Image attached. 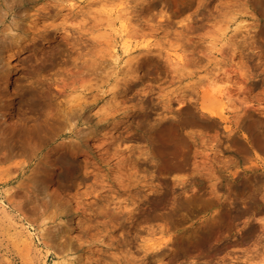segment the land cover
<instances>
[{
    "label": "rangeland",
    "instance_id": "obj_1",
    "mask_svg": "<svg viewBox=\"0 0 264 264\" xmlns=\"http://www.w3.org/2000/svg\"><path fill=\"white\" fill-rule=\"evenodd\" d=\"M0 25V264H264L247 129L264 141V0H0ZM185 108L202 125L174 171L147 135ZM58 148L73 180L55 178Z\"/></svg>",
    "mask_w": 264,
    "mask_h": 264
},
{
    "label": "bare ground",
    "instance_id": "obj_2",
    "mask_svg": "<svg viewBox=\"0 0 264 264\" xmlns=\"http://www.w3.org/2000/svg\"><path fill=\"white\" fill-rule=\"evenodd\" d=\"M107 1V0H106ZM10 2V1H9ZM142 2V1H141ZM148 5V4H147ZM124 6V5H123ZM119 11H121V10H119ZM148 11V10H147ZM124 13V12H123ZM119 14H120V12H119ZM149 14V13H148ZM124 15V14H123ZM126 15V14H125ZM1 26V25H0ZM263 33H264V28H263ZM2 37V36H1ZM152 44V43H151ZM149 45V44H148ZM2 47H1V44H0V49H1ZM148 50V49H147ZM143 52H144V50H143ZM144 53H146V52H144ZM2 55V52H0V56ZM102 55V54H101ZM48 56V55H47ZM148 56V55H147ZM47 58V57H46ZM120 58V57H119ZM3 59L0 57V61H2ZM92 61V60H91ZM102 62V61H101ZM96 64V63H95ZM93 65V64H92ZM151 65V64H150ZM87 69H89V68H87ZM130 69V68H129ZM133 69V68H132ZM8 70V69H7ZM117 71H119V70H117ZM133 71V70H132ZM155 70H154V68L153 67H148V69H147V74H151V73H153ZM1 72H3L2 71V69L0 68V74H2ZM5 74V73H4ZM3 75V74H2ZM12 75V74H11ZM111 76V75H110ZM4 77V76H3ZM15 78V77H14ZM16 79V78H15ZM4 80H5V84L6 85H9L10 84V78H9V75H6L5 74V77H4ZM82 82V81H81ZM80 82V83H81ZM84 82V81H83ZM82 82V83H83ZM17 83V82H16ZM16 83H15V85H16ZM84 84V83H83ZM83 84H81V85H83ZM91 84V83H90ZM93 85V84H92ZM73 86V85H72ZM68 87V86H67ZM62 88V87H61ZM82 88V87H81ZM84 88V87H83ZM1 90V89H0ZM58 90V89H57ZM76 90H77V88H76ZM89 90V89H88ZM87 90V91H88ZM5 91V90H4ZM1 92V91H0ZM32 92V91H31ZM58 92H60V91H58ZM40 93V92H39ZM68 93H70V92H68ZM18 94V91L17 90H15L14 88L12 89V91H11V97H13V96H15V95H17ZM42 94V93H41ZM62 94V93H61ZM71 94V93H70ZM69 94V95H70ZM74 94V93H73ZM0 95H2V94H0ZM5 95V94H4ZM38 95H40V94H38ZM3 96V95H2ZM87 96V95H86ZM5 97V96H4ZM43 97V96H42ZM45 97V96H44ZM66 97V96H65ZM88 97V96H87ZM2 98V97H1ZM6 98V97H5ZM48 98V97H47ZM77 98V97H76ZM76 98L75 99H73L75 102H77L76 101ZM85 98V97H84ZM83 98V99H84ZM7 99H9V98H7ZM11 99V98H10ZM63 99V98H62ZM71 99H72V97H71ZM70 99V100H71ZM68 100V99H67ZM72 100V101H73ZM65 101V100H64ZM81 101V100H80ZM41 102V101H40ZM66 102H70L69 100L68 101H66ZM12 103H13V101H12ZM63 103V102H62ZM9 104H10V102H9ZM37 104V103H36ZM40 104V103H39ZM51 104V103H50ZM54 104V103H53ZM52 104V105H53ZM67 104V103H66ZM72 104V106L74 107L75 105V103H71ZM70 103L68 104V106L69 105H71ZM11 105V104H10ZM44 105V104H43ZM47 105H49V104H47ZM77 105H80V103L79 104H77ZM13 106V105H12ZM11 106V107H12ZM55 106H56V104H55ZM55 106H53V108L55 107ZM58 106V105H57ZM56 106V107H57ZM65 106V105H64ZM70 107V109L71 108H73V107ZM81 106V105H80ZM191 106V105H190ZM195 106V105H194ZM9 107V106H8ZM40 107V106H39ZM45 107V106H44ZM88 107V106H87ZM191 107H193V105L191 106ZM6 108V107H5ZM13 108H14V106H13ZM64 108V107H63ZM68 108V107H67ZM81 108V107H80ZM195 108V107H194ZM10 109V108H9ZM20 109V108H19ZM46 109V108H45ZM49 109V108H48ZM51 109V108H50ZM65 109H66V107H65ZM69 109V108H68ZM67 109V110H68ZM69 109V110H70ZM198 108H196V109H194V110H197ZM21 110V109H20ZM42 110H43V108H42ZM47 110V109H46ZM45 110V111H46ZM53 110V109H52ZM60 110V109H59ZM78 111H79V109H77ZM199 110V109H198ZM5 111V110H4ZM10 111V110H9ZM22 111V110H21ZM44 111V112H45ZM51 111V110H50ZM58 111V110H57ZM180 111H182V110H180ZM208 111V110H207ZM55 112V111H54ZM68 113H69V111H67ZM197 112V111H196ZM13 113V112H12ZM20 113V112H19ZM82 113V112H81ZM180 113V112H179ZM205 113V112H204ZM209 113V112H208ZM21 114V113H20ZM47 114V113H46ZM45 114V115H46ZM48 114H50V113H48ZM197 114H199V113H197ZM202 114V113H201ZM211 114V113H210ZM210 114H209V116H210ZM213 114H214V112L212 113V117H214L213 116ZM4 115V114H3ZM17 115V114H16ZM51 115V114H50ZM55 115V114H54ZM58 115V114H57ZM83 115V114H82ZM87 115V114H86ZM215 115V114H214ZM38 116V115H37ZM36 116V117H37ZM42 116V115H41ZM48 116V115H47ZM53 116V115H52ZM84 116V115H83ZM83 116L81 117V119L83 118ZM69 117V116H68ZM85 117V116H84ZM87 117H89L88 115H87ZM202 117H203V114H202ZM206 117V116H205ZM207 117H208V115H207ZM211 117V116H210ZM19 118V117H18ZM17 118V119H18ZM23 118V117H22ZM41 118V117H40ZM57 118V117H56ZM55 118V119H56ZM61 118V117H60ZM71 118H73V117H71ZM74 118H76V117H74ZM179 119L178 120H168V121H163V122H161L160 123V125H158V126H156V128L153 130V131H151L148 135H147V138H148V140H149V142L151 143V145H152V147H153V149H155L156 151H158L161 155V158H162V163H163V165L165 166V168H167V169H169L168 167H170V168H173L174 169V171H175V169L178 171L179 169H183V167L185 168V165L187 164V165H189L188 164V160H189V155H190V151H191V148H192V144L183 136V128L184 127H188V128H192V129H196V128H200V126L202 125V122L200 121V118L193 112V110H191V108L190 109H187V108H185L181 113H180V116L178 117ZM27 119V118H26ZM26 119L24 118L23 120H25V121H23V125H22V127H26V125H27V121H28V119H27V121H26ZM31 119V118H30ZM69 119V118H68ZM80 119V118H79ZM81 119H80V121H81ZM204 119H207L208 120V118H204ZM6 120V119H5ZM14 120V119H13ZM22 120V119H21ZM21 120L19 121V122H21ZM33 120V119H32ZM70 120L71 119H69V123H70ZM29 121H31V120H29ZM34 121V120H33ZM36 121H37V119H35V121H34V123L36 124V125H32V126H34V128H32V126H30L31 127V129L32 130H36V128L39 126V123H36ZM87 121H88V119H84V123H87ZM43 122V121H42ZM65 122V121H64ZM73 122V121H72ZM75 122V121H74ZM73 122V123H74ZM83 123V122H82ZM91 123V122H90ZM210 123V122H209ZM17 124H19V123H17ZM20 124H22V123H20ZM19 124V125H20ZM29 124V123H28ZM31 124H32V122H31ZM37 124H38V126H37ZM79 124V123H78ZM210 124H212V123H210ZM18 125V126H19ZM42 125V124H41ZM87 125V124H86ZM17 126V125H16ZM15 126V127H16ZM21 126V125H20ZM72 126V125H71ZM24 127V128H25ZM39 127H41V126H39ZM79 127V126H78ZM12 128H14V126L12 127ZM18 128V127H17ZM23 128V129H24ZM28 128V132H27V130H26V132L27 133H29V131L31 130L29 127H27ZM56 128V127H55ZM54 128V129H55ZM66 128H68V127H65V129ZM74 128H76V127H74ZM82 128V127H81ZM249 128V131L250 132H252L253 131V134H252V137H254V140H255V142H256V144L259 146V147H264V141H263V139H261V137L258 135V134H256L255 132H254V125L252 124V123H250L249 124V126L247 125V129ZM20 129H21V127H20ZM26 129V128H25ZM30 129V130H29ZM44 129V128H43ZM65 129H64V131H65ZM83 129V128H82ZM152 129V128H151ZM150 129V130H151ZM185 129V128H184ZM14 130H15V128H14ZM32 130L30 131V132H32ZM38 130H40L39 128L37 129V131ZM45 131L47 130V129H44ZM72 130V129H71ZM81 130V129H80ZM84 130V129H83ZM193 130V131H194ZM200 130V129H199ZM21 131V130H20ZM43 131V130H42ZM50 131V130H49ZM63 131V132H64ZM86 131H88V130H86ZM22 132V131H21ZM25 132V133H26ZM39 132H41V130L39 131ZM71 132V131H70ZM74 132V131H73ZM85 132V131H84ZM83 132V133H84ZM10 133V132H9ZM12 133V132H11ZM18 133V132H17ZM37 132L36 131H34V133L32 132V136H34V134H35V136H34V138L36 137V139L38 138V133L36 134ZM47 132H45V134H46ZM199 132H197V134H198ZM13 134H15L16 135V132L15 133H13ZM194 134H196V133H194ZM12 135V134H11ZM10 135V136H11ZM25 135V134H24ZM23 135V136H24ZM36 135H38V136H36ZM40 135H42V134H40ZM68 135V134H67ZM19 136V135H18ZM26 136H27V134H26ZM31 136V135H30ZM31 136V137H32ZM44 136H46V135H43V137ZM60 136H62V135H60ZM64 136H65V134H64ZM69 136V135H68ZM72 136V135H71ZM74 136V135H73ZM15 137V136H14ZM39 137H41V136H39ZM42 137V138H43ZM79 137V136H78ZM89 137V136H88ZM235 137V136H234ZM233 137V138H234ZM26 138V137H25ZM42 138L40 139V140H42ZM23 139V138H22ZM27 139V138H26ZM36 139H33V141L35 140L36 141ZM39 139H38V141H39ZM78 139V138H77ZM80 139V138H79ZM246 139V138H245ZM81 140V139H80ZM25 141H29L28 139L27 140H25ZM173 142V143H176V150H175V152L174 153H172V154H169V155H167L166 153H161L162 151H164L165 152V150L166 149H164L163 148V146L162 145H165V144H167L168 142ZM193 141V140H192ZM37 142V141H36ZM40 142V141H39ZM43 142V141H42ZM64 142V141H63ZM71 142V141H70ZM82 142V141H81ZM196 142V141H195ZM235 142H236V144H239V147H240V149L243 151V152H246V151H248V147H246V145L243 143V142H241L238 138H235ZM62 143V142H61ZM76 143H77V140H76ZM77 144H80V143H77ZM83 144V143H82ZM36 145V144H35ZM62 146L64 145V146H66V143H62L61 144ZM59 146H60V144H59ZM59 146H57V147H59ZM162 146V147H161ZM169 146V145H168ZM68 147V146H67ZM78 146H76V148H77ZM83 147H86V146H83ZM88 147V146H87ZM87 147H86V149H87ZM236 147V146H235ZM161 148H163L164 150H160ZM60 148H58L57 149V151H56V153H54V154H52V156H54L55 155V158L53 159V166H55V167H57V169H54V171L53 172H56V174H55V178H56V180L57 181H65V180H73L74 178H75V175H76V172L78 171V164L80 163V162H78L77 161V159H74L73 158V156H72V153L71 152H69L68 150H64L63 148L62 149H60ZM80 149V148H79ZM71 150H73V149H71ZM84 149H82L81 151H83ZM55 151V150H54ZM238 151V150H237ZM73 152V151H72ZM86 152V151H85ZM51 153H53V152H51ZM74 153V152H73ZM80 154L82 153V152H79ZM196 153V152H195ZM83 155V154H82ZM51 156V155H50ZM49 156V158H47V159H51V157ZM81 156V155H80ZM82 157V156H81ZM82 161V160H81ZM45 162V161H44ZM52 162V161H51ZM44 164V163H43ZM81 164H83L82 162H81ZM49 166V165H48ZM85 166V165H84ZM83 166V167H84ZM54 167V168H55ZM83 167H82V170H83ZM177 168H179V169H177ZM81 170V171H82ZM172 170V169H171ZM39 170H37V172H38ZM50 171V170H49ZM48 171V172H49ZM180 171V170H179ZM41 172V171H40ZM45 172V171H44ZM51 172V171H50ZM42 173H43V171H42ZM50 174V173H49ZM49 174H48V176H49ZM51 174H53L52 172H51ZM51 176V175H50ZM53 176V175H52ZM51 178V177H50ZM115 178V177H114ZM132 178V177H131ZM52 179V178H51ZM112 180V179H111ZM117 180V179H116ZM129 180H131V179H129ZM113 182H115V181H113ZM120 182V181H119ZM132 182V181H131ZM57 183V182H56ZM136 182H134V184H135ZM120 184V183H119ZM117 185V184H116ZM136 185V184H135ZM130 186H132V185H130ZM134 186V185H133ZM121 187V186H120ZM126 187V186H125ZM128 189H129V186H128ZM133 191V190H132ZM22 192V191H21ZM21 192H20V194H21ZM49 194V193H48ZM32 194H30L29 193V196H31ZM40 198V197H39ZM110 201V200H109ZM108 203V202H107ZM111 204V203H110ZM30 206V205H29ZM107 206V205H106ZM27 207V206H26ZM29 208V207H28ZM106 208V207H105ZM119 208H121V207H119ZM107 209V208H106ZM32 210V209H31ZM101 212V211H100ZM106 212H107V210H106ZM117 212V211H116ZM64 213V212H63ZM115 217V216H114ZM112 219V218H111ZM114 219V218H113ZM149 233V232H148ZM162 244V243H161ZM160 244V245H161ZM154 245H156V244H154ZM158 245V244H157ZM152 246V245H151ZM151 246H148L147 245V247L145 248L146 249V251L148 252V251H150L151 250ZM153 247V246H152ZM144 249V248H143ZM150 249V250H149ZM149 253V252H148Z\"/></svg>",
    "mask_w": 264,
    "mask_h": 264
},
{
    "label": "snow or ice",
    "instance_id": "obj_3",
    "mask_svg": "<svg viewBox=\"0 0 264 264\" xmlns=\"http://www.w3.org/2000/svg\"><path fill=\"white\" fill-rule=\"evenodd\" d=\"M261 223H264V220H262Z\"/></svg>",
    "mask_w": 264,
    "mask_h": 264
}]
</instances>
